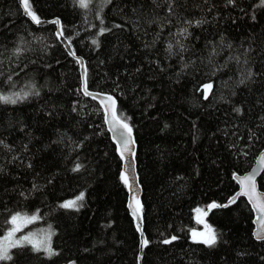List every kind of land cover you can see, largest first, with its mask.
Here are the masks:
<instances>
[{"label":"trees","instance_id":"16d2710c","mask_svg":"<svg viewBox=\"0 0 264 264\" xmlns=\"http://www.w3.org/2000/svg\"><path fill=\"white\" fill-rule=\"evenodd\" d=\"M85 3L29 0V7L61 19L85 60L88 88L113 95L131 126L150 243L139 263L123 159L102 105L82 90L80 62L55 23L38 25L19 0H0V96L29 93L0 101V236L12 216H32L58 253L20 244L0 264H264L251 206L244 197L230 203L235 173L248 171L264 148V7L177 0L169 15L167 0ZM101 27L111 31L100 35ZM259 182L264 189V174ZM80 193L78 210L60 207ZM213 202L228 206L209 209ZM203 226L218 235L215 246L194 242ZM173 235L179 239L162 243Z\"/></svg>","mask_w":264,"mask_h":264},{"label":"water","instance_id":"95a60500","mask_svg":"<svg viewBox=\"0 0 264 264\" xmlns=\"http://www.w3.org/2000/svg\"><path fill=\"white\" fill-rule=\"evenodd\" d=\"M19 2L21 4V7L23 8V11L25 14V10H24V6L22 4V0H19ZM26 16L29 17L28 15H26ZM40 20H41V23L38 25L51 24V23H55V21H59V23H55L57 26V29H56L57 35H58V33L62 32V35H60L58 37L64 43L66 49L69 51V53L75 59H77L78 61L82 60V63L80 62V65H81V76H82L81 81H82V90H83V88L85 87V79H86V77H85L86 63H85V60L82 56L77 55L74 52L70 41L64 35L63 29H62L61 19L59 17H53V18H49V19L40 18ZM86 87H87L88 92H90L92 94V95H87V96L97 100L102 105V107L105 111V121L107 124L108 131L111 134V136L113 137V139L116 141V143L118 145V151L121 155V151H123V146L121 143V134L123 135L124 138H128L129 133L127 132L126 129L120 127V122H124V121H122L117 115V105H118L117 99L111 94L89 89L87 86V79H86ZM109 95L114 97L115 101H116L114 111L111 108V106H109L107 111L105 110V107H104L105 103H109L106 100V97ZM133 134L134 133L132 130L131 131V139H130V142L128 145L129 151H124L123 157L121 156L123 159V170H122V172L127 177L126 185H127V189H128V209L130 211V214L132 215V217L135 220L136 226L138 223H142L143 234L141 232H140V234H141V239L143 241L144 239H146V234L144 231L143 202H142V198H141L143 189H142V185L140 182L139 173H138V169H137L136 143H135ZM261 153H264V148L260 151V153L258 154L254 164L252 165V167L248 171H246L244 173H235L234 178L238 183V190L235 193V195L230 199V201H233V200H236L238 197H244L247 200V202L249 203V205L251 206V208L253 210V215H254V219H253L254 231H253V234H254L255 238H256V233L258 231H261V224L259 223L258 217L264 216V212H261L259 209V205L261 203H264V189L261 188L260 182H259L261 177L264 174V165H262L260 162ZM249 175L253 176V183L255 185L254 190L251 192V195L253 197L252 200L249 199L248 195L242 194V192L246 188V185H242L240 183V181L244 177L249 176ZM137 202H139V204ZM140 206H142V208L138 214L142 217V221L138 220L136 218V216L133 215L134 212H137V209ZM141 245H142V243H141ZM144 250H145V247H143V248L141 247L140 253H139V263H141V261H142V256H143Z\"/></svg>","mask_w":264,"mask_h":264},{"label":"snow or ice","instance_id":"6c2138e0","mask_svg":"<svg viewBox=\"0 0 264 264\" xmlns=\"http://www.w3.org/2000/svg\"><path fill=\"white\" fill-rule=\"evenodd\" d=\"M108 3H111V0H107ZM80 3H81V6H87L86 3H85V0H80ZM236 3V0H227V4L228 5H235ZM22 4L24 6V10H25V14L28 15L31 20L36 23V24H40L41 23V20L39 18V16L30 9L29 7V0H22ZM258 7H264V0H259V4L257 5ZM177 7V0H167V11H168V14L169 15H172L174 14V10L175 8ZM255 17H253L254 19ZM204 21L202 20H197L195 21L196 25H200L201 23H203ZM55 23H59V21H55ZM188 24H192V21H187ZM101 24H103V19H101ZM116 27H122L121 25H116ZM108 31H111V29L109 28H105V27H101L99 29V34L100 35H103L104 33L108 32ZM187 32V29H183L182 30V34ZM62 35V32L58 33V36ZM92 43L94 45H97V47L99 46V42L97 39H94L92 40ZM169 50H171V44H169ZM82 63V60L79 61ZM251 76V73L249 74ZM85 77H86V73H85ZM241 83H243V81H241ZM206 90H210L212 88V84H206L203 86ZM83 91H84V94L85 95H92L90 92H88L87 90V87H86V79H85V87L83 88ZM34 94H38V93H34ZM29 95L28 92H25L23 93V95L21 96L19 93L16 94V99H11L10 97H6V96H0V101L2 102H5V103H12V104H15L17 102V99H24L26 98L27 96ZM208 98V92L206 91L205 92V99ZM106 100L109 102V103H105L104 104V107H105V110L107 111V109L109 108V106H111V108L115 109V104H116V101H115V98L112 97V96H107L106 97ZM237 113H241L242 112V109L240 108H236L234 109ZM262 120H264V117H261ZM120 127L124 128L127 130V132L129 133V137L128 138H124L123 135L121 134V143H122V146H123V151H121V156L123 157L124 155V151H129V148H128V145H129V142H130V139H131V127L129 126L128 123L126 122H120ZM3 140H0V144H3ZM260 162L262 165H264V153H261V156H260ZM32 165L31 164H28V167H31ZM81 165L77 164L76 167L73 169V171H78L80 169ZM122 180H124L125 183H127V177L122 174ZM240 183L242 185H246V188L245 190L242 192V194L244 195H248L249 196V199L252 200L253 197L251 195V192L254 190L255 188V185L253 183V176L252 175H249V176H246L244 177ZM84 199V193H80L79 196H77L74 200H70V201H66L64 203H62L60 205L61 208H65V209H69V208H76L77 210L79 209V207H81L82 205H80L78 202L79 201H82ZM234 201H230V203H232ZM139 204V202H137ZM228 205H218L216 204L215 202H213L212 204H210L208 207L209 209H212V208H217V207H227ZM142 206H140L138 209H137V212H134L133 215L136 216V218L138 220H141L142 221V217L138 214L139 211L141 210ZM259 209L261 212H264V203H261L259 205ZM19 214L15 215V216H12L11 218V222L12 223H15V221L17 220V216ZM33 219H35V217H33ZM258 220H259V223L261 224V231H258L256 233V238L258 240H264V216L262 217H258ZM15 230V229H14ZM13 230V231H14ZM137 230L139 232H141L143 234V228H142V223H138L137 224ZM11 232H9V236H11ZM198 235H201L203 236L204 234L200 233H196L195 231H193V240L194 242L196 243H204L206 244L207 246L209 247H212V246H215V244L217 243V239H218V235L214 232H211L209 235H207L206 237H204L203 239H200V240H197L196 237ZM25 240H27V237L24 238ZM179 237L173 235L171 236L170 238L168 239H164L162 241V243L164 244H171L173 243L174 241L178 240ZM150 243L149 240L147 239H144L142 241V245L141 247H146L148 244ZM34 250H37L39 251V249H34ZM47 254L49 256H53V255H57L58 253H56L55 251H53L49 246H47L45 249H44ZM3 260H12V256L9 255L8 251L6 249H3V248H0V261H3ZM72 264H75V262H72Z\"/></svg>","mask_w":264,"mask_h":264},{"label":"rangeland","instance_id":"374dc122","mask_svg":"<svg viewBox=\"0 0 264 264\" xmlns=\"http://www.w3.org/2000/svg\"><path fill=\"white\" fill-rule=\"evenodd\" d=\"M36 219H33L32 216L29 217H23L21 220L15 221V223H12V226L10 228V232L12 233V236H9V234H6V237L0 236V248L6 249L9 252V255L11 253V250L14 248V246L20 245V244H32L34 246L46 248L50 245V239L49 235L47 234L46 230L42 232L41 227H33L34 223L36 222ZM24 227H30L31 230L24 231ZM15 229V230H14ZM14 230V231H13ZM195 232L200 234H204L201 237H204L207 235V232H205L204 226L202 228L195 229ZM46 233V234H44ZM51 233V232H50ZM27 237V240L24 238ZM13 243H16L13 245ZM12 245V246H11ZM10 247L8 250L7 248Z\"/></svg>","mask_w":264,"mask_h":264},{"label":"bare ground","instance_id":"6f19581e","mask_svg":"<svg viewBox=\"0 0 264 264\" xmlns=\"http://www.w3.org/2000/svg\"><path fill=\"white\" fill-rule=\"evenodd\" d=\"M146 239H147V237H146Z\"/></svg>","mask_w":264,"mask_h":264}]
</instances>
